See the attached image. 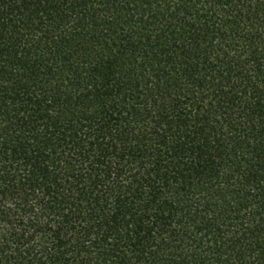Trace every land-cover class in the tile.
<instances>
[{"label":"trees","instance_id":"obj_1","mask_svg":"<svg viewBox=\"0 0 264 264\" xmlns=\"http://www.w3.org/2000/svg\"><path fill=\"white\" fill-rule=\"evenodd\" d=\"M0 264H264V0H0Z\"/></svg>","mask_w":264,"mask_h":264}]
</instances>
